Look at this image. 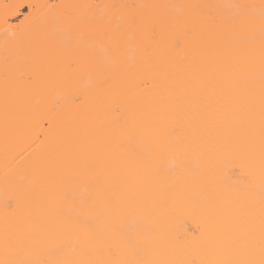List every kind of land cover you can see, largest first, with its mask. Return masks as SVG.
Listing matches in <instances>:
<instances>
[{
  "label": "snow or ice",
  "instance_id": "6c2138e0",
  "mask_svg": "<svg viewBox=\"0 0 264 264\" xmlns=\"http://www.w3.org/2000/svg\"><path fill=\"white\" fill-rule=\"evenodd\" d=\"M0 81L6 128L44 93L0 264H264V0L4 2ZM90 96L81 150L61 117Z\"/></svg>",
  "mask_w": 264,
  "mask_h": 264
},
{
  "label": "bare ground",
  "instance_id": "6f19581e",
  "mask_svg": "<svg viewBox=\"0 0 264 264\" xmlns=\"http://www.w3.org/2000/svg\"><path fill=\"white\" fill-rule=\"evenodd\" d=\"M4 2L16 3L18 0H0ZM36 2H47V0H36ZM54 3H86L91 0H53ZM128 3H155L160 0H124ZM189 3H211L215 0H181ZM15 22V18H14ZM55 71V70H54ZM86 80H81V84ZM61 87L58 80H54L47 85V92L51 93L59 90ZM121 87L119 83L112 86V90H118ZM44 101V93L37 90L34 94L27 95L23 100L14 103L11 108V114L8 126H5L4 116V93L3 82L0 81V187H3L6 180H15L24 173L34 159V156L25 154L24 159L20 155L25 153L27 148L26 136L23 129V122L26 120L29 111L39 107ZM97 105V98L90 96L79 108L66 112L61 117L62 123L77 125V132L80 136L81 150L88 149L90 145L103 146L104 134L99 130L97 122L93 119V113ZM29 151H31L29 149ZM236 193L235 195H241Z\"/></svg>",
  "mask_w": 264,
  "mask_h": 264
}]
</instances>
